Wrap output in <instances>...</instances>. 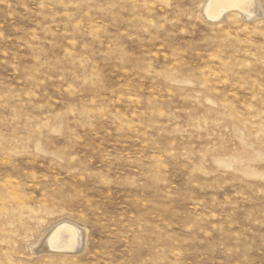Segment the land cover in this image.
I'll return each mask as SVG.
<instances>
[{
	"label": "rangeland",
	"instance_id": "rangeland-1",
	"mask_svg": "<svg viewBox=\"0 0 264 264\" xmlns=\"http://www.w3.org/2000/svg\"><path fill=\"white\" fill-rule=\"evenodd\" d=\"M204 1L0 0V264H264V15Z\"/></svg>",
	"mask_w": 264,
	"mask_h": 264
},
{
	"label": "bare ground",
	"instance_id": "bare-ground-1",
	"mask_svg": "<svg viewBox=\"0 0 264 264\" xmlns=\"http://www.w3.org/2000/svg\"><path fill=\"white\" fill-rule=\"evenodd\" d=\"M202 4V17L208 23L217 22L221 17H229L228 15L241 16L246 21L254 22L264 15L260 0H205ZM85 238L86 230L78 226L76 222L60 220L46 230L38 243L39 248L46 253L55 255L68 254L77 245L78 250L82 249L85 244ZM38 250L36 249V251ZM76 252L79 253L81 251Z\"/></svg>",
	"mask_w": 264,
	"mask_h": 264
}]
</instances>
